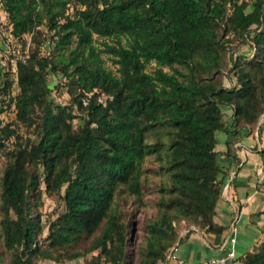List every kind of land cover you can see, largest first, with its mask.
I'll return each instance as SVG.
<instances>
[{"label": "trees", "instance_id": "trees-1", "mask_svg": "<svg viewBox=\"0 0 264 264\" xmlns=\"http://www.w3.org/2000/svg\"><path fill=\"white\" fill-rule=\"evenodd\" d=\"M0 6L10 33L22 39L28 32L32 43L15 63L16 90L0 96V111L3 102L14 108L13 118H0V244L8 264L87 251V264H158L179 227L220 232L225 225L213 216L224 182L216 131L252 129L264 111V0H0ZM231 37L248 41L251 55L228 52ZM43 38L50 41L45 53L38 47ZM224 66L234 82L222 83ZM49 71L64 77L66 101L50 95ZM4 75L0 94L12 83ZM225 106L229 119L222 118ZM224 144L236 162L232 140ZM147 159L159 180L134 261L124 247L131 218L121 214V200L130 193L142 201ZM261 171L264 190V159ZM42 192L61 206L46 223L37 207ZM234 264H264V235Z\"/></svg>", "mask_w": 264, "mask_h": 264}, {"label": "crops", "instance_id": "crops-1", "mask_svg": "<svg viewBox=\"0 0 264 264\" xmlns=\"http://www.w3.org/2000/svg\"><path fill=\"white\" fill-rule=\"evenodd\" d=\"M262 119L260 139L257 134L253 136L257 123L261 121L259 119L252 132H247V129L242 132L245 127L241 126L234 133L237 144H242L238 146L233 143L238 156L236 162L223 151L224 139L230 138V135L226 131H216L214 146L217 149L216 156L221 162L223 184H226L215 200L213 216L225 227L220 232L202 230L195 224L179 227L176 240L158 264H186L206 259L222 251L223 248H220L219 244L227 232L232 236V245L237 254L236 251L250 248L258 236L264 233V210H258L264 206V199L254 186V169L258 168L257 164L260 162L257 148L259 140L264 142V117ZM255 144L257 146H253ZM232 221L235 228L231 230L229 224Z\"/></svg>", "mask_w": 264, "mask_h": 264}, {"label": "rangeland", "instance_id": "rangeland-1", "mask_svg": "<svg viewBox=\"0 0 264 264\" xmlns=\"http://www.w3.org/2000/svg\"><path fill=\"white\" fill-rule=\"evenodd\" d=\"M0 14L3 15L2 17L3 21L1 23L2 29H0V40L3 41V43L8 42L7 44H12L13 42H17L21 46L25 45L27 48H29L30 44L32 43H31L30 37L28 41V32L22 33L21 35L22 39L13 38L12 40H7L5 36V29H3L6 27L7 19L3 13V9L1 8V6H0ZM49 45H50V41L47 40V38H43L38 43L39 51L45 53L47 49L49 48ZM227 51L228 52L230 51L232 54L236 52H243L246 56H250L253 51V47L249 45L248 41H238V38L231 37ZM104 63L110 65V62L108 59H106ZM5 70H6L7 77L9 78L11 77L12 83L10 84L9 89L7 91L0 94V96H2L3 98L7 96V94L13 93L17 87L14 81V78H15L14 70L4 63H0V84L2 83V79L5 76L4 75ZM225 70H226V66H224L223 71ZM226 72H224L221 76L222 83L229 84V83L234 82V75L230 74L229 70H226ZM63 79L64 77L59 72L54 73V72L49 71L46 73V81L50 88L49 89L50 95L55 100L60 101V102L66 101L68 98V93L66 92ZM2 105L4 107L0 111V118H1V121L3 122L5 120H9L13 118L14 108L12 106V103H9L7 105L6 103L3 102ZM230 111L231 109L229 106H225L224 108H222V118L229 119L231 116ZM263 117H264V111L259 113L257 119L261 120ZM73 120L75 121L76 117H73ZM16 129L20 135L25 134L26 128L23 127L22 124L19 123ZM243 129L244 130L247 129V132H252V129L250 127L242 128V132H244ZM236 131L237 130L235 129H230L228 134L230 135L232 144L234 143L239 146L242 144H237L238 143L236 139L237 137H234V133H236ZM254 131L255 132H253V136L257 134L256 130ZM28 134H31V132L29 131ZM253 146H257V145L255 144ZM259 154H260V162L257 164L258 168L254 169L256 170L254 186L257 189V192L260 193L263 196L262 198L264 199V190L261 189L262 185L259 183V179L262 176L261 161L264 159V152H260ZM2 160H3V157H2V154H0V166L2 164ZM144 165H146L149 168V170L148 171L146 170L147 176L143 177L142 193L140 196V200L142 201L139 202V200L132 199L130 193L128 194L125 193V195L123 196L121 200V207H122L121 214H123L126 219L128 218L130 220L131 218V225L128 226L126 234H125L124 247L129 256H130V253L132 254L134 261L136 260V257L138 254L137 252L138 246L139 244H141L142 239H143V231L141 229V224L147 217H149L150 215H153L155 211V206L153 204V200L156 197L155 184L159 180V175L154 174L153 172V167H154L153 165H155V163L152 162L150 159H147L144 161ZM37 207L40 211L41 219L44 221V223H46L47 219L54 215V212H55L54 209L60 208L61 206H60V203L55 198V195L46 194L42 192L41 197H40V202L38 203ZM258 210L259 211L264 210V206ZM176 226L178 225L176 224ZM44 232H45V224L43 226L41 233H44ZM263 235L264 233L260 234L258 236L259 238H257L254 242H257ZM241 251L242 250H239V252ZM239 252L236 251V253H239ZM89 253L90 252L87 251L76 257H71V258H66V259H56V260L52 258H48V257H36L35 262L36 264H87L86 258H88ZM8 258L9 256H8L7 251L2 249L1 244H0V264H8Z\"/></svg>", "mask_w": 264, "mask_h": 264}, {"label": "built area", "instance_id": "built-area-1", "mask_svg": "<svg viewBox=\"0 0 264 264\" xmlns=\"http://www.w3.org/2000/svg\"><path fill=\"white\" fill-rule=\"evenodd\" d=\"M2 17L3 15L0 14V29H2ZM3 29H5V36L7 40H12L13 38L15 39V36L12 35L8 29V24H6V27ZM7 43L8 42L3 43V41L0 40V63L7 64L9 67H11V69L14 70L16 61L24 60L28 55V49L25 45L21 46L17 42H13L12 44ZM224 186L225 183L223 184L222 189ZM229 226L231 230L235 228L234 222H230ZM227 242L228 245H226ZM219 247L223 248L222 251L206 259L186 264H234L236 254L232 245V236H230L229 232L222 236Z\"/></svg>", "mask_w": 264, "mask_h": 264}, {"label": "water", "instance_id": "water-1", "mask_svg": "<svg viewBox=\"0 0 264 264\" xmlns=\"http://www.w3.org/2000/svg\"><path fill=\"white\" fill-rule=\"evenodd\" d=\"M226 184V183H225Z\"/></svg>", "mask_w": 264, "mask_h": 264}]
</instances>
